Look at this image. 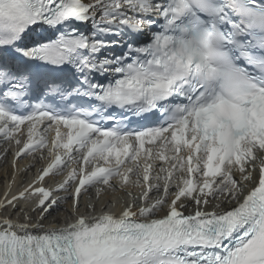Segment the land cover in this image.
<instances>
[{
    "label": "snow or ice",
    "instance_id": "1",
    "mask_svg": "<svg viewBox=\"0 0 264 264\" xmlns=\"http://www.w3.org/2000/svg\"><path fill=\"white\" fill-rule=\"evenodd\" d=\"M0 165V264H264V0H0Z\"/></svg>",
    "mask_w": 264,
    "mask_h": 264
},
{
    "label": "bare ground",
    "instance_id": "2",
    "mask_svg": "<svg viewBox=\"0 0 264 264\" xmlns=\"http://www.w3.org/2000/svg\"><path fill=\"white\" fill-rule=\"evenodd\" d=\"M24 163H27V161H25ZM3 168V170H2V174L0 173V195H2L3 194V191H4V187H5V168H4V166L3 165H0V169H2ZM1 171V170H0ZM10 169H9V173H10Z\"/></svg>",
    "mask_w": 264,
    "mask_h": 264
}]
</instances>
